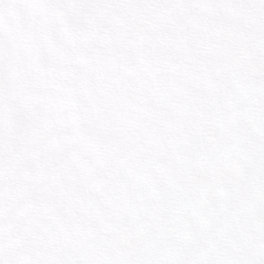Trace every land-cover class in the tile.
Masks as SVG:
<instances>
[{
  "label": "snow or ice",
  "instance_id": "snow-or-ice-1",
  "mask_svg": "<svg viewBox=\"0 0 264 264\" xmlns=\"http://www.w3.org/2000/svg\"><path fill=\"white\" fill-rule=\"evenodd\" d=\"M0 264H264V0H0Z\"/></svg>",
  "mask_w": 264,
  "mask_h": 264
}]
</instances>
